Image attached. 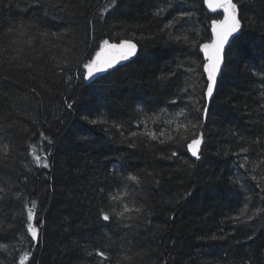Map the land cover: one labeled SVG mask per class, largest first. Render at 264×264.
<instances>
[{
    "label": "trees",
    "instance_id": "1",
    "mask_svg": "<svg viewBox=\"0 0 264 264\" xmlns=\"http://www.w3.org/2000/svg\"><path fill=\"white\" fill-rule=\"evenodd\" d=\"M234 1L207 105L203 0H0V264H264V0ZM103 40L138 50L85 81Z\"/></svg>",
    "mask_w": 264,
    "mask_h": 264
},
{
    "label": "snow or ice",
    "instance_id": "2",
    "mask_svg": "<svg viewBox=\"0 0 264 264\" xmlns=\"http://www.w3.org/2000/svg\"><path fill=\"white\" fill-rule=\"evenodd\" d=\"M218 7L223 9L224 12V19L222 21H212V42L210 44H202L200 45V48L203 49L205 52V62L203 64L204 72L207 73V89H206V95L211 97L214 91V86L217 83V77L218 73L221 70V65L223 61V52L226 44H229V47H231V44L229 42V38L232 37L233 41L236 39H239V36H236L234 34L239 33L241 30V22L238 19L237 12H238V6L236 3H233V0H221V2L217 5ZM183 16L184 13H181ZM47 36V33L44 34ZM58 34L53 32L52 36H57ZM136 44L132 43L131 41H121L120 44H109L108 40H103L100 44V49L95 53V56L89 60L87 63L83 64V70L84 75L83 79L85 81H88L90 79L96 78L97 73L100 72H107L108 70L112 69L115 70V68L125 60H128L130 57L136 55ZM106 49L115 50V54L105 57L104 52ZM209 50H211V55H207ZM264 55V53H262ZM158 79H162V77H158ZM172 103H175L173 101ZM67 107L71 109L73 105L71 103L67 104ZM207 111V106H205V112ZM183 114V110H181V113ZM98 121L92 120L90 123L95 124ZM119 127V125H117ZM199 127V124H192V128L195 129ZM43 135V133H41ZM132 136H136L137 133L133 132L131 133ZM148 135L155 140L156 136L153 133H148ZM163 135V133H161ZM171 139V137H169ZM163 142V141H161ZM51 143V141H49ZM202 143V137L198 136L195 139H192L190 143H188L187 147L188 150L191 152V155L193 157H196L199 159V146ZM6 150V148H5ZM241 151H246L245 149H242ZM172 156H176V153L173 152ZM37 162H39V158H37ZM244 165L241 164V167ZM44 168H48L49 164L47 161H45L42 165ZM255 179V177H254ZM128 180L130 181H136L139 183V179L137 175L129 174ZM113 200H119V196H113ZM33 206H35V202H33ZM142 207H129L128 204H124L122 207V210L119 212H114V215L117 217H123L125 213L130 212H136L140 213L142 211ZM261 214H264V210H261ZM101 218L104 221H108L110 219V216L107 212L101 214ZM33 219V213L32 211H29L28 213V220L31 221ZM29 233H31L33 240L38 239V230L34 228L31 224L28 227ZM216 237H213L215 239ZM99 255L103 256L104 253L101 252ZM139 255V254H138ZM122 260L124 261H131L133 258L130 255L125 253H122L121 256Z\"/></svg>",
    "mask_w": 264,
    "mask_h": 264
},
{
    "label": "water",
    "instance_id": "3",
    "mask_svg": "<svg viewBox=\"0 0 264 264\" xmlns=\"http://www.w3.org/2000/svg\"><path fill=\"white\" fill-rule=\"evenodd\" d=\"M220 2H221V0H203V5H204V7L206 8V10H207L208 12H210V13L220 12V13H221V17H220V18H218V19H214V20H216V21H222V20L224 19V12H223V9L217 6ZM233 3H236V2L233 0ZM237 16H238V19L240 20V22H241V26H242V21H241V19L239 18V8H238ZM212 21H213V20H212ZM212 21L210 22V25H209L210 38H209V40H207V41L201 43L200 45H202V44H210V43L212 42V36H213V34H212ZM237 34H239V33H236V34H234V35H237ZM231 40H232V37L229 38V42H231ZM124 41H131L132 43L136 44V46H137V43H136L134 40H124ZM120 43H121V42H113V43H109V44H117V45H118V44H120ZM227 46H228V44H226V45H225V48H224V52H223V61H222V65H221V70H222V68H223V66H224V55H225V51H226ZM137 50H138V46L136 47V50H135L136 53H137ZM199 52H200V54L202 55V58H203V64H204L206 54H205V52L203 51V49L200 48V46H199ZM114 54H115V50H111V49H106L105 52H104V56H105V57H108V56H111V55H114ZM207 55H211V50H209V52H208ZM130 58H131V57H130ZM130 58H129V59H130ZM126 61H127V60L122 61L119 65L125 63ZM119 65H118V66H119ZM221 70H220V72L218 73L217 80H218V78H219V76H220V74H221ZM202 72H203L204 79H205V90H204V95H205V100H206L207 105H208L209 100L212 98V96H213V94H214V91H215V88H216L217 83H216V85L214 86V91H213L212 96H211V97L207 96V95H206V89H207V73L204 72V68H203V66H202ZM103 73H105V72L97 73V75H101V74H103ZM199 151H200V146H199ZM189 152H190V151H189ZM190 153H191V152H190ZM194 158H196V157H194Z\"/></svg>",
    "mask_w": 264,
    "mask_h": 264
},
{
    "label": "rangeland",
    "instance_id": "4",
    "mask_svg": "<svg viewBox=\"0 0 264 264\" xmlns=\"http://www.w3.org/2000/svg\"><path fill=\"white\" fill-rule=\"evenodd\" d=\"M39 158V157H38ZM35 161L37 162V158L35 157ZM40 159H39V164H40ZM30 203V211H33V208H34V206H33V202H29ZM37 222L36 221H34V219H32V222H30V223H28L27 224V228H26V232H27V234H26V236L28 235V236H30L31 235V233H29V231H28V227H29V225L31 224L34 228H36L37 229V224H36ZM30 256H31V253L30 252H28L27 253V257H26V260H25V262L23 263V264H27V262L29 261V258H30Z\"/></svg>",
    "mask_w": 264,
    "mask_h": 264
},
{
    "label": "bare ground",
    "instance_id": "5",
    "mask_svg": "<svg viewBox=\"0 0 264 264\" xmlns=\"http://www.w3.org/2000/svg\"><path fill=\"white\" fill-rule=\"evenodd\" d=\"M212 249V248H211Z\"/></svg>",
    "mask_w": 264,
    "mask_h": 264
}]
</instances>
